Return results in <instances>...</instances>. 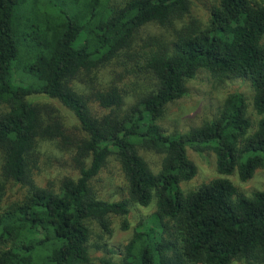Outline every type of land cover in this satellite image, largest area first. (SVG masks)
Instances as JSON below:
<instances>
[{
	"label": "trees",
	"instance_id": "16d2710c",
	"mask_svg": "<svg viewBox=\"0 0 264 264\" xmlns=\"http://www.w3.org/2000/svg\"><path fill=\"white\" fill-rule=\"evenodd\" d=\"M190 7V0H0L4 172L26 182L38 141L59 139L75 146L80 174L66 179L60 193L32 186L23 202L0 212V264H93L90 223L110 232L112 218L120 217L128 230L130 203L149 207L154 198L157 212L137 227L121 264H264V191L244 196L225 178L187 194L181 188L197 173L189 148L213 151L218 173H236L242 182L264 170V0H221L207 26L174 29L172 46L149 41L157 48L145 53V68L156 85L128 109L116 87L84 95L70 86L130 49L144 27L173 28ZM200 70L251 82L261 117L254 132L239 93L226 99L216 120L185 134L162 129L166 107L187 94ZM36 95L61 101L85 137L73 142L60 121L47 122L31 99ZM92 103L109 114L95 115ZM140 151L164 155L159 173ZM111 158L127 183L128 199L121 202L98 199L92 188Z\"/></svg>",
	"mask_w": 264,
	"mask_h": 264
},
{
	"label": "rangeland",
	"instance_id": "374dc122",
	"mask_svg": "<svg viewBox=\"0 0 264 264\" xmlns=\"http://www.w3.org/2000/svg\"><path fill=\"white\" fill-rule=\"evenodd\" d=\"M113 5H119L125 0H111ZM221 0H190V13L183 19L174 21L173 28H165L152 24L137 33V37L130 49L121 52L111 63L90 74L81 73L70 82V86L80 94L90 95L97 90L106 91L118 88L125 97L124 109L132 106L136 100L155 88L156 80L152 73L145 68L146 54L156 45H149V41L158 39L159 47L162 40L167 46H172L175 40L174 29L179 30L184 25L197 22L207 26L210 12L219 5ZM19 81L18 76L16 77ZM18 83V82H17ZM239 93L244 95L248 105V116L252 122L251 132L256 130L260 116L254 109V90L248 79L216 78L206 70H200L196 77L187 83V94L170 103L159 124L167 134H185L198 128L207 121L216 120L224 107L226 99ZM43 108L45 120L51 118L60 121L66 133L73 142L83 139L85 133L75 114L66 108L61 101L45 95L31 98ZM92 112L99 116L109 114V110L101 108L97 103L91 104ZM8 107L0 104V114L7 112ZM141 156L157 174L161 170L164 155L157 152L140 151ZM74 145H66L61 140H39L31 159L28 180L16 183L4 172L5 153L0 150V212L7 210L16 203L23 202L29 195L32 186L41 187L60 193L66 179L77 180L80 176L74 157ZM190 160L196 167V176L181 184L182 190L191 193L214 180L225 178L230 180L237 192L244 196H251L254 192L264 191V170L255 172L253 177L242 182L236 173L223 176L217 170V157L211 150L196 151L188 149ZM94 195L101 200L121 202L128 199L127 183L121 170L120 163L111 158L100 174L92 181ZM157 212V202L154 198L149 207H140L133 203L129 205L127 221L128 230H123V218L114 217L111 221L110 232L98 223H90V239L88 245L91 250L93 264H102L101 260H108L121 264L125 246L133 238L137 227L151 218ZM231 264H260L248 263L244 260H234Z\"/></svg>",
	"mask_w": 264,
	"mask_h": 264
}]
</instances>
